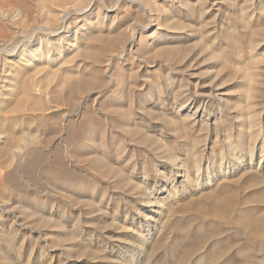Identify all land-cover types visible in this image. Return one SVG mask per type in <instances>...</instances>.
Returning a JSON list of instances; mask_svg holds the SVG:
<instances>
[{
  "label": "rangeland",
  "instance_id": "1",
  "mask_svg": "<svg viewBox=\"0 0 264 264\" xmlns=\"http://www.w3.org/2000/svg\"><path fill=\"white\" fill-rule=\"evenodd\" d=\"M54 2L0 0V264H264V0Z\"/></svg>",
  "mask_w": 264,
  "mask_h": 264
},
{
  "label": "bare ground",
  "instance_id": "2",
  "mask_svg": "<svg viewBox=\"0 0 264 264\" xmlns=\"http://www.w3.org/2000/svg\"><path fill=\"white\" fill-rule=\"evenodd\" d=\"M44 2L46 1V0H43ZM47 1H53L54 2V0H47ZM58 2L59 1H62V0H57ZM57 1H56V3H57ZM105 1V0H104ZM126 1H128V2H132V3H134V0H126ZM136 1V0H135ZM42 2V1H41ZM107 2V1H106ZM48 3H50V4H52L51 2H48ZM55 2H54V5L56 4ZM63 3V2H62ZM136 3V2H135ZM138 3V2H137ZM60 4V3H59ZM76 4V3H75ZM62 5V4H61ZM60 5V6H61ZM65 6V5H64ZM43 7V6H42ZM65 8V7H64ZM63 8V9H64ZM66 9V8H65ZM97 9H99V8H97ZM46 10V9H45ZM89 10V8H87V7H84L83 9H82V11H81V19L84 21V22H86V20H87V15L89 14V12H91V11H93V10H91V11H88ZM50 12V11H49ZM47 13V12H46ZM39 14V13H38ZM52 14V13H51ZM48 15H50V13H47V16ZM53 16V15H52ZM57 16V15H56ZM97 18H98V16H96ZM46 18V17H45ZM57 18V17H56ZM48 19V18H47ZM47 19H46V21H47ZM88 21V20H87ZM91 21H89L88 23H90ZM24 23V22H23ZM49 23V22H48ZM68 24V23H67ZM84 24H86V23H83L82 25H84ZM254 31V30H253ZM259 31V30H258ZM59 32V31H58ZM57 32V33H58ZM102 32V31H101ZM56 34V33H55ZM100 36L101 37V33L99 34V32H96V33H94V34H92L91 36H88V37H86V38H84L83 39V43H81L80 45L78 44L77 45V47H76V52H75V54L77 55V56H79L80 57V59H81V61H85L87 58L89 59L91 56H93V57H95L97 54L95 53V51L94 52H92V47H90L87 43H86V39H88V38H93V39H95L96 38V36ZM107 35V34H106ZM110 35V34H109ZM112 35V34H111ZM118 35V34H117ZM104 36V35H103ZM116 36V35H115ZM114 36V37H115ZM119 36V38L118 39H121L124 35L122 34V35H118ZM102 38V37H101ZM109 38V37H108ZM128 38V37H127ZM99 39V38H98ZM43 40V39H42ZM96 40V39H95ZM94 40V41H95ZM114 40V39H113ZM93 41V40H92ZM101 41V40H100ZM103 41V40H102ZM115 41V40H114ZM117 41V40H116ZM121 41V40H120ZM20 42V41H19ZM50 42V41H49ZM71 42V41H70ZM95 42H97V41H95ZM99 42V41H98ZM97 42V43H98ZM119 42V41H118ZM125 42V41H124ZM123 42V45H122V48H124V50L126 51V50H131V46H133V39H131L130 41H128V44H125ZM51 44V43H50ZM66 44L67 45H70V46H72V44H70V43H68V41L66 42ZM104 44V43H103ZM115 44V43H114ZM118 44V43H117ZM39 45H40V47H42L43 46V41L41 42V40L39 39ZM47 45L48 44H46V47H45V49L47 50L48 48H47ZM99 45V44H98ZM102 44H101V42H100V46H101ZM69 46V47H70ZM114 46V45H113ZM168 46V45H167ZM49 47V46H48ZM73 47V46H72ZM33 48V47H32ZM58 49V47H53V49ZM112 48V47H111ZM35 49H37V47L36 48H34L32 51H34ZM42 49V48H41ZM56 49V50H57ZM96 49V48H95ZM38 50V49H37ZM39 51V50H38ZM57 52V51H56ZM30 53V52H29ZM99 53V52H98ZM129 53V52H128ZM42 54H44V53H42ZM74 54V53H73ZM116 55V54H115ZM40 56V55H39ZM67 56L64 58V61L65 60H67ZM70 58V57H69ZM93 59V58H92ZM91 59V60H92ZM63 61V62H64ZM80 61V62H81ZM98 61V60H97ZM96 62V61H95ZM11 63V62H10ZM86 63V62H85ZM90 63V62H89ZM92 63H94V62H92ZM99 63V62H98ZM98 63H97V65H98ZM88 64V63H87ZM111 64V61L109 62V61H107V66L108 65H110ZM93 65V64H92ZM105 65V64H104ZM41 66V65H40ZM43 66V65H42ZM95 66V65H94ZM36 67V66H35ZM56 67V66H55ZM98 67V66H97ZM50 68V67H49ZM44 70V69H43ZM31 72V71H30ZM57 73L56 74H59L58 76L59 77H57L56 78V80H57V83H56V86H53V88H51L52 89V91H54V92H58V96L61 94V90H62V88L63 87H68V88H72L73 87V89L76 87V86H78V85H80L81 83L80 82H87L88 80H89V78H88V76H87V74L86 75H83L84 73H82V74H76V73H74L73 71H69V70H66V69H61V70H57L56 71ZM82 72V71H81ZM91 72V71H90ZM93 73H94V71H93ZM12 74V73H11ZM55 74V75H56ZM13 75V74H12ZM90 75V74H89ZM15 76V75H14ZM17 77V76H16ZM19 77H20V75H19ZM18 77V78H19ZM50 77V74L47 76L46 75V78L47 79H50L49 78ZM92 77V76H91ZM90 77V78H91ZM17 78V79H18ZM51 78L53 79V77L51 76ZM54 78H55V76H54ZM98 78V77H97ZM14 79H15V77H14ZM96 79V78H95ZM51 80V79H50ZM19 81V80H18ZM18 81H17V83H18ZM14 82H15V80H14ZM13 82V83H14ZM22 82V81H21ZM54 82H56V81H54ZM73 82L75 83L74 85H73ZM16 83V82H15ZM17 83H16V86H18L17 85ZM19 83H20V81H19ZM18 83V84H19ZM71 83H72V85H71ZM78 83H80V84H78ZM83 84V83H82ZM250 84V83H249ZM11 85V84H10ZM15 85V84H14ZM21 85H23L22 87H21V91H19V92H21V95H23L22 96V98L20 99V101L19 100H17L18 102H21L22 103V101L23 100H26V99H28L29 101H32V102H36L37 101V99L35 98V95H33L32 93L30 94V90H31V88H30V86L29 85H26L25 83H23V84H21ZM251 85V84H250ZM249 85V86H250ZM80 86H82V85H80ZM84 86H86V85H84ZM92 85L91 84H89L88 86H86V87H91ZM10 88V87H9ZM68 88L66 89V90H68ZM78 88H79V86H78ZM15 89V88H14ZM18 89V88H17ZM64 89V88H63ZM84 89V88H83ZM251 88H249L248 87V92L249 93H251V90H250ZM20 90V89H19ZM79 90V89H78ZM80 91V90H79ZM23 92V93H22ZM73 92H74V90H73ZM14 93V92H13ZM13 93H12V95H13ZM18 93V92H17ZM20 94V93H19ZM65 94V93H64ZM63 94V95H64ZM66 94H67V91H66ZM70 94H72V93H70ZM245 94V93H244ZM1 95V94H0ZM54 96H55V94H53ZM62 95V94H61ZM245 95H248V94H245ZM5 96V95H4ZM53 96V97H54ZM67 96V95H66ZM70 96V95H69ZM244 96V95H243ZM3 97V96H2ZM10 97V96H9ZM8 97V98H9ZM13 97V96H12ZM14 97H15V95H14ZM19 97H20V95H19ZM56 97H57V95H56ZM62 97H64V96H62ZM245 97V96H244ZM249 97V96H248ZM11 98V97H10ZM16 99V98H15ZM19 99V98H18ZM3 100V99H2ZM17 101H15V102H17ZM0 102H2V101H0ZM14 103V102H13ZM20 104V103H19ZM34 104V103H33ZM16 105H17V103H16ZM21 105V104H20ZM16 107H18V106H16ZM25 108V107H24ZM262 113V112H261ZM24 137V136H23ZM21 140H23V139H21ZM253 140V139H252ZM263 140V139H262ZM248 147V146H247ZM261 149V148H260ZM234 156V155H233ZM233 156H232V158H233ZM250 157V156H249ZM251 160V159H250ZM13 161V160H12ZM34 161V160H33ZM242 163V162H241ZM235 210V209H234ZM243 211V210H242ZM236 213V215H237V217L236 218H238V217H240L241 215V213H240V211H236L235 212ZM240 218H238L237 220H239ZM243 220H244V218H243ZM238 222V221H237ZM245 228L247 227V228H249V229H254L256 226H254V224L253 223H251L250 221H242L241 219H240V221H239ZM239 224V223H238ZM262 224H264V222H262L260 225H262ZM240 227V226H239ZM263 227V226H262ZM241 228V227H240ZM243 228V227H242ZM246 228V229H247ZM248 229V230H249ZM245 230V229H244ZM245 233V232H244ZM252 236V235H251ZM248 238H250V237H247V239ZM251 239L253 240L252 242L253 243H251V244H254L255 243V238L254 237H251ZM263 239V238H262ZM248 241V240H247ZM262 243V242H261ZM257 245V244H256ZM255 246V245H254ZM258 246V245H257ZM260 247V246H259ZM245 253V252H244Z\"/></svg>",
  "mask_w": 264,
  "mask_h": 264
}]
</instances>
